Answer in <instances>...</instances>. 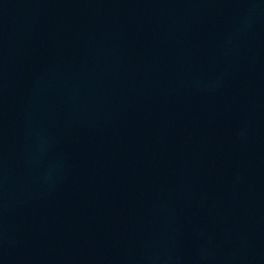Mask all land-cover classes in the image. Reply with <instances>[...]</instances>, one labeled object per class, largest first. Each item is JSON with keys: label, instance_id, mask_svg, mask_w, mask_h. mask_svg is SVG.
Listing matches in <instances>:
<instances>
[{"label": "water", "instance_id": "95a60500", "mask_svg": "<svg viewBox=\"0 0 264 264\" xmlns=\"http://www.w3.org/2000/svg\"><path fill=\"white\" fill-rule=\"evenodd\" d=\"M0 264H264V0H0Z\"/></svg>", "mask_w": 264, "mask_h": 264}]
</instances>
